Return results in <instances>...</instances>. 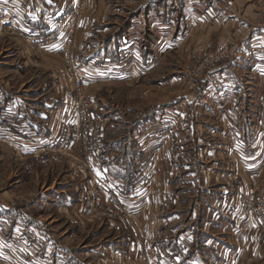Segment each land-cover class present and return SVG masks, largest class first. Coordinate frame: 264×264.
Here are the masks:
<instances>
[{
  "label": "rangeland",
  "instance_id": "1",
  "mask_svg": "<svg viewBox=\"0 0 264 264\" xmlns=\"http://www.w3.org/2000/svg\"><path fill=\"white\" fill-rule=\"evenodd\" d=\"M90 1L92 5L89 0H61L64 12L57 19L51 17L42 23L46 27L36 22L34 25L44 32H58L62 40L73 31L72 50L87 65L89 60H84L80 49H75L80 45L85 49L89 43L92 49H98L96 44L108 42L111 34L127 28L129 22L135 32L132 36L136 35L132 40L135 45L144 33L153 48L156 36L151 32L156 30L159 34L156 45L159 61L142 76L137 77L141 71L136 66L129 81L103 83L102 79L85 89V93L95 98L93 112L108 119L104 137L117 140L113 151L119 153L118 158L131 159L122 164L127 174H135L134 182L126 181L128 191H125L126 195H133L126 202L132 212L124 221L115 216L116 209L100 216L87 212V208L79 209L78 188L85 179L84 173L73 166L76 162L73 158L82 157L80 152L75 153V149L81 151L80 147L74 145V152L68 150L72 156L57 152L53 155L57 160L48 163L35 157L32 150L53 138L56 112L62 108L64 90L59 83L62 52L28 46L19 36L3 32L0 34V207L14 204L15 210L21 209L10 216L2 210L9 223L0 224V264H94L96 258L86 255L91 248L100 252V258L112 262V255L107 257L105 253L104 242L110 243L111 239L118 242L119 235L124 236L126 247L131 250L115 262L142 264L141 251L156 230L170 232L173 226L174 231L182 225L189 227L188 191L194 197H209L200 198L205 202L202 207L196 205L197 223L207 215L201 209L210 208L213 215L206 220L210 222L206 224L210 232L202 233V225L196 224L190 230L194 237L185 236L194 240L193 250L177 254L179 264H190L187 260L192 253L196 254L191 259L196 264H264V230L260 231V226L248 217L236 223L248 190L257 187L259 191L264 185V167L260 176H253L246 166H237L239 147L250 150L249 144L257 135L255 130L264 135V101L260 99L264 91V0ZM79 2L84 6L81 17L76 18L71 11ZM132 17H137V21H130ZM119 39H115L116 43ZM137 54L140 53L132 50L121 54L115 47V53L106 56L103 53L90 61L99 72H105L107 62L119 59L122 64L119 70L123 72L129 60L137 62L140 56L138 60L144 61ZM204 88L209 93L208 103L200 98ZM213 92H220V98L212 99ZM111 106L119 112L115 118L102 114ZM116 124L121 129L119 134L113 128ZM197 124L202 127L201 135L193 137L186 133L188 125ZM261 141L264 143L262 138ZM256 152L262 156L264 149L258 148ZM144 186L148 190L136 195ZM45 188L49 190L45 193L62 190L69 196L58 199L49 193V197L38 201V192ZM27 195L35 201L30 196L27 200ZM34 216L49 224L44 231L38 229V234L44 232L50 243L29 230ZM192 219L195 220L194 216ZM16 221L18 226H14ZM215 223L227 226L226 234L213 237L219 239L217 244L211 233V225ZM220 227L213 228V232H220ZM253 238H262L257 257L247 248ZM204 239L209 245H201Z\"/></svg>",
  "mask_w": 264,
  "mask_h": 264
},
{
  "label": "built area",
  "instance_id": "2",
  "mask_svg": "<svg viewBox=\"0 0 264 264\" xmlns=\"http://www.w3.org/2000/svg\"><path fill=\"white\" fill-rule=\"evenodd\" d=\"M60 5H62L61 0H56V5L52 3L49 12L42 18H58ZM83 6V2H79L71 11V15H76V18L81 17ZM30 21L31 24H28L7 2L0 1V34L5 32L19 36L31 47L35 45L50 52L60 50L63 56L59 70L61 75L59 83L65 91L62 95V108L58 114L56 131L50 141L33 149L32 152L36 158H40L42 163H48L52 159L57 160L53 156L55 153L62 151L63 156H72L68 150L72 152L74 145L80 147L79 152L82 157L73 158L76 160L73 166L75 165V169L84 173L82 177L85 179V183H81L79 188L81 201L79 209L87 208V212H95L99 216L105 212L112 213L116 209L115 216L125 221L132 212L126 203L127 197L129 199L133 195H126L123 186L111 179L106 170L95 172L92 170L96 161L98 164L103 162L102 140L108 119L93 112L95 98L85 93L86 87L92 82L94 76L89 65L72 50L74 32H68L66 39L62 40L58 32H44L35 26L33 23L36 22V18H30ZM147 190L144 186L143 190L136 192V195ZM240 207L241 213L236 218L237 224L241 223L242 217H248L260 226V231L264 230V185L259 191L257 187L250 188ZM173 235H175L174 226L170 232L156 230L153 238L146 242L141 251L142 264H179V256L169 248L167 241H172ZM184 251L185 249L182 250Z\"/></svg>",
  "mask_w": 264,
  "mask_h": 264
},
{
  "label": "crops",
  "instance_id": "3",
  "mask_svg": "<svg viewBox=\"0 0 264 264\" xmlns=\"http://www.w3.org/2000/svg\"><path fill=\"white\" fill-rule=\"evenodd\" d=\"M0 1L5 2V0H0ZM6 2L8 3V5L10 7L14 8V10H16L17 13L20 14L23 17V20H26V22L28 24H31L30 18H36V23L38 25H40V26L42 25V27L45 26V24H42V23H46L50 19V18L49 19H47V18L43 19L42 18L43 15L49 12V9L51 7L52 2H53L54 6L56 5V0H42L41 3H38V0H6ZM88 4L92 5L93 2H91L89 0ZM34 5H35V7H34ZM60 7H61V10H59L60 11L59 16L64 12V6L60 5ZM132 18H134V17H132ZM130 21H137V17H135L134 19H130ZM33 24H35V22ZM132 29H131V25H130V22H129V26L127 28H123L118 34H113V35L111 34L109 36L110 40L108 42L103 43L102 45L96 44V45L99 46L98 49H94V48L92 49L91 48V46H92L91 43H89L88 40L86 41V35L85 34H87V33L82 34V36L83 35L85 36L84 37L85 38L84 41H86V43H89V45H88L89 48H88V46H86L85 49H81V45H80V47H77L75 50L80 49L79 54L81 56H83V59L84 60H87V59L89 60V69L91 70V72H92V74L94 76L93 79H92V82L89 85H91L93 83H96V82H100L102 79H103L102 80L103 83L104 82L121 83L123 81L124 82L125 81H129L130 75L134 74L136 66H137V69L141 71L140 73H138V76H137V77H140V76L143 75L145 70L151 69L152 67H154L157 64V62L159 61L158 60L159 55L156 54V52H157V46L156 45L159 43L158 40H157V37H159V34H157V31L153 30L151 32L152 36H154V37L156 36L153 39V43H152L153 48H152L151 46H149V45H151V41L149 39H147V37L145 36L144 33L140 37L141 40H139L137 38L138 45H135V42H133L132 40L136 39V35L132 36V34L135 33L134 30H132ZM129 31H131V32H129ZM90 37H91V34L89 35V38ZM119 37H120V39L116 43L115 39L119 38ZM115 47H117L118 51H121V54L126 53L128 50H132L133 53H135V51L139 52L144 57L143 58L144 59V61H143L144 63L139 61V60H141L140 56H139V58H138V56H136L139 59V60L137 59L138 63L136 61L129 60L128 62H126L124 64V65H127V66L124 67V71L120 72L119 68L122 67L121 66L122 64L119 63L120 62L119 59H118V61H114L113 59H111L105 65V72H99L97 66H95V64L92 63L90 60L100 57L103 53H105V56L107 54L110 55L112 53H115ZM90 48H91V50H90ZM56 52H60V50H57ZM140 54H137V55H140ZM150 56H153V59H147V58H150ZM62 90L65 91V88H62ZM209 90H211V89L209 88ZM201 93L202 94H200V98L202 100H204V101H207L208 97H209V93H207V88L202 89ZM225 93L223 95H225ZM211 98L212 99H215V98L219 99L220 98V92L218 94L213 92V95L211 96ZM260 99H262L264 101V91L261 92ZM61 101H62V95H61ZM207 103H208V101H207ZM58 107L59 106H57V109H58ZM99 109H101V108H99ZM193 110L198 111V110H201V109L193 107ZM60 112L61 111L58 109L56 113L59 114ZM38 113H39L40 117L42 118L40 112H38ZM104 113L109 115V116H111V117H113V118L117 117V115L119 114V112H117V108H114L113 106H111V108H109L105 112H102V114H104ZM158 114H159V112H158ZM203 114H204V110H203ZM165 116H166V114H165ZM113 121H115V119H113ZM117 122H119V121H117ZM137 122H139V120ZM56 126H57V122H56ZM118 126H117V124L115 126H113V128L116 127L115 129H116L117 134H119V132L121 131L120 127H118ZM194 126H196V129H195ZM130 128H127L128 131H129ZM132 128H135V127H132ZM158 129H160V128H158ZM107 130L108 129H107V126H106L104 136L107 135V133H106V132H108ZM136 130H137V128H136ZM186 130H187L186 133L187 134L191 133L192 136H193V134H195L197 136L202 134V127H200L198 124L197 125H188L186 127ZM255 132L257 133V135H256L255 139L252 141V143L249 144V149L252 150L253 148H255V151L251 152L249 149H248L249 151H245L244 147L240 146L239 147L240 160L237 161V166L238 165L239 166H242V165L246 166L245 168H246L247 171H249L250 175L254 176V175L258 174L257 176H260L261 174H259V173L261 172V170L264 167V157H262L264 155V153H262V156L260 155L261 156L260 157L258 155V152H256V150L258 148H263L264 149V143H263V141H261V138H262V140H264V138H263L264 135L262 136L260 134V131H256L255 130ZM133 133H135V131H133ZM195 135L193 137H196ZM104 136H103V140H102L103 147H104V151H103V155H102V161L103 162L101 164H98V161H96L93 164V166H92V170L94 172L97 171V170H106V172L109 174L110 178L115 180V181H117L118 183H120L123 186L124 191H126L127 190L126 181L127 180L132 181L134 179V177H135V174H132V175L127 174V169H125V170L123 169L124 165L122 164V162L131 160V159L118 158V154L119 153H115L113 151L114 144H117L116 143L117 140H112L111 138H110V140H108ZM123 136L126 137V136H129V134H124ZM190 140H191V138H190ZM125 141L128 142V140H125ZM125 141L122 144L126 143ZM137 142H138V146H140L139 141H137ZM146 147H147V145H146ZM76 148H78V147L76 146ZM115 149H117V147ZM72 151L74 152V148H73ZM77 152L79 153V151L75 149V153H77ZM121 154L123 155L122 152H121ZM115 163H117V164H115ZM259 165H263V166L259 168ZM176 176L178 177V175H176ZM186 176H187V174H186ZM133 182H134V180H133ZM136 187H134V188H136ZM79 188H80V186H79ZM79 188H78V191H79ZM45 191L47 192L49 190L45 188L43 192H41V193L38 192L39 195L36 196V197H38V201L39 200L42 201V199L44 197H49V195H48L49 193H50V196L51 195H55L56 198H58V199H60L63 196L64 197L65 196H69L68 192H61L62 190H58V192L54 191L52 193H51V191L49 193H45ZM186 195H187L188 199H191L190 215H189V220H187V222L189 224V227L188 228L186 227L187 224L186 225H182L181 227L176 229L175 235H173L174 236L173 240L172 241L167 240L169 248L172 251H174L176 254H180L183 249H187L189 251V253L193 250L192 246L194 245V243H193L194 240H193V242L190 241V240H187V238L185 236H187V235H192L193 236V234H190V230L195 229L196 228V224H201L202 225L201 228H200L202 230V233L210 232V231H208V228L206 227V224H210V222H208L206 220L209 217L211 218V216L213 215L211 213L212 211H211L210 208L206 209V211H205V209L204 210L201 209L202 211L206 212L207 215L205 217H203L202 220H200V223H197L198 222V218H196V214L197 213H195V212H197L196 205L198 203L202 207V205L205 202H202L200 200V198H202L204 196L194 197L193 196L194 193H192L191 191H188ZM29 196L28 195L26 196L27 200H28ZM30 197H29V199H30ZM204 198L206 200H207V198L209 199L208 196H205ZM31 201H35V199H33V197H31ZM57 201H59V200H57ZM210 203H211V199H210ZM5 204L8 205V203H5ZM65 204H67V202ZM15 208H17V207H15L14 204H12L11 206L0 207V224H1V222L9 223L8 218L2 216V213H3L2 210H4L5 214H8L10 216V213L13 215V214H15L14 213L15 211L17 212L18 210L21 209V208H19V209L15 210ZM40 208L43 209L42 207H40ZM26 211L29 212L28 210H26ZM193 216H194L195 220L192 219ZM34 221L35 222H30L29 223V227H28L29 230L33 231L36 235H38L41 240H43V241L46 240L47 241L48 239L44 238V236L46 234L44 235V232L41 233V234H38V229H41V230L44 231L49 224H47L43 219H41V218L38 219L35 216H34ZM220 224H222V223H220ZM14 226H18L17 221L15 222ZM211 226H212L211 227V233L214 235V236H212V239L217 244V243H219V239L215 240L213 237H217V235H219V233H222V232H224L226 234L225 230H226L227 226L225 224L222 227H220V225H216V223L211 225ZM184 227H186V230L183 231L181 234H179L178 231L182 230V228H184ZM219 227H220V232L214 233L213 232V228H219ZM38 236H36V237H38ZM119 237H121V238L118 239L119 240L118 242L117 241L113 242L112 239L109 240L110 243H105L104 242V244H105L104 245L105 246L104 249L105 250L107 249L105 251V253H106L107 257H111L110 255H112V259H113L112 262L108 261L107 260L108 258L106 260L100 258L99 257L100 256L99 255L100 252H98L95 248H91L88 251V253H86V255H88L89 257L94 256L96 258V261H95L94 264H117L116 260L117 259H123L125 257V255L127 256V254L129 253V250H131V249H128L126 247V245L124 243V242H126L124 236H120L119 235ZM48 241L50 243V240H48ZM208 241H210V238H208ZM261 241H262V238L261 239L258 238V240L256 238H253V239H251L249 241V246L247 248H248V250H250V252L253 255V257H257L256 256L257 254L260 255L259 249H260ZM131 244H133V241L131 242ZM262 244H264V241H263ZM201 245L204 246V245H209V244L206 241V239H204V242ZM124 249L126 250L125 253L123 252ZM130 255L133 256V254H131V252H130ZM195 255L193 256V253H192L191 254L192 257L189 260H187L189 255L184 257V259L189 261L188 263H190V264H196L197 263L196 260H191V259H193V257H196Z\"/></svg>",
  "mask_w": 264,
  "mask_h": 264
},
{
  "label": "trees",
  "instance_id": "4",
  "mask_svg": "<svg viewBox=\"0 0 264 264\" xmlns=\"http://www.w3.org/2000/svg\"><path fill=\"white\" fill-rule=\"evenodd\" d=\"M128 183H130V180H128ZM127 184V183H126ZM126 191H128V186H127V190Z\"/></svg>",
  "mask_w": 264,
  "mask_h": 264
},
{
  "label": "snow or ice",
  "instance_id": "5",
  "mask_svg": "<svg viewBox=\"0 0 264 264\" xmlns=\"http://www.w3.org/2000/svg\"><path fill=\"white\" fill-rule=\"evenodd\" d=\"M5 2H6V0H5Z\"/></svg>",
  "mask_w": 264,
  "mask_h": 264
}]
</instances>
